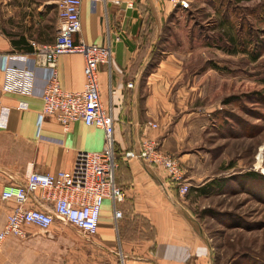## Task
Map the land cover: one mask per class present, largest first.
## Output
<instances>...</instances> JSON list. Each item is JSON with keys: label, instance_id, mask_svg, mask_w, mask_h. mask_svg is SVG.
<instances>
[{"label": "crops", "instance_id": "1", "mask_svg": "<svg viewBox=\"0 0 264 264\" xmlns=\"http://www.w3.org/2000/svg\"><path fill=\"white\" fill-rule=\"evenodd\" d=\"M174 10L169 0H120L118 5L82 0L81 29L75 38L111 49L110 63L99 65L98 86L102 105L114 119L117 152L148 135L159 139L165 153L193 167L189 154L193 134L208 123V108L196 104L191 87L185 86L186 73L177 55L169 53L158 60L150 55L152 38ZM54 25V32L47 34L39 29L10 32L0 26V55L30 56L32 49L25 50L30 41H54L57 11ZM84 62L79 53L58 56L56 74L62 88L82 89ZM46 75L44 69H36L33 92L17 93L3 89L0 69V193L4 185L22 181L27 171L68 170L78 151L102 149V129L75 120L64 131L54 117L41 116ZM118 163L116 182L126 199L118 206L123 217L117 226L106 201L95 236L59 223L47 233L30 226L24 241L8 238L3 243L0 264H206L207 249L165 170L138 159ZM10 206L0 202L5 212ZM4 220L0 214V229ZM12 242L18 248L6 259L5 248L13 251ZM46 251L51 253L47 256Z\"/></svg>", "mask_w": 264, "mask_h": 264}, {"label": "rangeland", "instance_id": "2", "mask_svg": "<svg viewBox=\"0 0 264 264\" xmlns=\"http://www.w3.org/2000/svg\"><path fill=\"white\" fill-rule=\"evenodd\" d=\"M189 1L161 26L150 53L177 55L185 86L209 111L193 134L194 166L182 163L189 190L178 200L207 249L206 264H264V0ZM56 2L0 0V26L53 33Z\"/></svg>", "mask_w": 264, "mask_h": 264}, {"label": "built area", "instance_id": "3", "mask_svg": "<svg viewBox=\"0 0 264 264\" xmlns=\"http://www.w3.org/2000/svg\"><path fill=\"white\" fill-rule=\"evenodd\" d=\"M120 4V0H110ZM82 0H57V30L52 43L30 41L32 53L0 55L4 73L3 89L17 93L33 92L36 69L47 75L41 93L42 117L52 116L67 131L71 122L81 120L103 130V146L99 151H78L71 169L54 173L27 171L24 179L3 186L0 202L10 204L0 229V253L8 238H26L25 228L35 227L47 233L55 224L69 225L84 236L96 235L101 209L109 202L115 226L123 213L118 208L125 202V191L116 182L120 159H138L163 168L170 184L184 196L189 190L187 172L174 156L161 149L158 138L145 135L137 145L118 153L115 145V125L110 111L101 102L98 69L109 64L108 45L85 43L75 38L80 33ZM174 8L186 9L189 0H169ZM126 5L132 6V3ZM79 53L84 57V84L72 91L61 87L56 74V61L62 54ZM17 58V59H16ZM21 60V61H20ZM20 61V62H19ZM30 63V64H29ZM129 87L132 84L128 85ZM156 128V124H152Z\"/></svg>", "mask_w": 264, "mask_h": 264}, {"label": "trees", "instance_id": "4", "mask_svg": "<svg viewBox=\"0 0 264 264\" xmlns=\"http://www.w3.org/2000/svg\"><path fill=\"white\" fill-rule=\"evenodd\" d=\"M32 48H31V46H29V47H25V50H31ZM153 60H156V59H153ZM213 68H215V69H217L218 67H213ZM132 148V146L130 145L129 147H128V149H131ZM199 191L201 192V193H206V188H204V187H200L199 188Z\"/></svg>", "mask_w": 264, "mask_h": 264}, {"label": "bare ground", "instance_id": "5", "mask_svg": "<svg viewBox=\"0 0 264 264\" xmlns=\"http://www.w3.org/2000/svg\"><path fill=\"white\" fill-rule=\"evenodd\" d=\"M260 163H261V157H259L258 159V166L260 165Z\"/></svg>", "mask_w": 264, "mask_h": 264}]
</instances>
